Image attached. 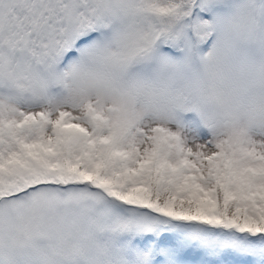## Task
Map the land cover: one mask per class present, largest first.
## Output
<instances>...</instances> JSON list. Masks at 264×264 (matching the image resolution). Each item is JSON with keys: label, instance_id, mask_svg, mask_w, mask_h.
Here are the masks:
<instances>
[{"label": "snow or ice", "instance_id": "snow-or-ice-1", "mask_svg": "<svg viewBox=\"0 0 264 264\" xmlns=\"http://www.w3.org/2000/svg\"><path fill=\"white\" fill-rule=\"evenodd\" d=\"M0 264H264V0H0Z\"/></svg>", "mask_w": 264, "mask_h": 264}]
</instances>
